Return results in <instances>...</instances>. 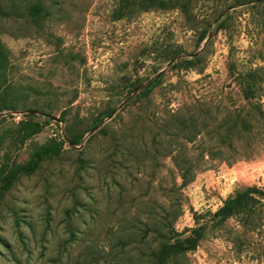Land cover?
<instances>
[{"label":"rangeland","instance_id":"rangeland-1","mask_svg":"<svg viewBox=\"0 0 264 264\" xmlns=\"http://www.w3.org/2000/svg\"><path fill=\"white\" fill-rule=\"evenodd\" d=\"M163 1L0 0V264H264V2Z\"/></svg>","mask_w":264,"mask_h":264},{"label":"trees","instance_id":"trees-1","mask_svg":"<svg viewBox=\"0 0 264 264\" xmlns=\"http://www.w3.org/2000/svg\"><path fill=\"white\" fill-rule=\"evenodd\" d=\"M163 2H164L163 0H160L159 4L161 5L163 4ZM234 2L235 3H248L247 6L254 7L257 4H262L264 0H234ZM4 50L5 49L3 48L0 42V65L2 64L5 58ZM194 57L196 58L198 56H194ZM191 106L195 107L194 104H192ZM193 110H195V108H193ZM174 112L175 113L169 116V119L170 118L177 119V121L172 120L174 122V129H176L177 131H184L181 135V142L184 144L188 142H192L200 131V124L199 126H197L195 125V122H194L197 120L196 115H194L195 114L194 111L192 112L190 110V112L185 113V115L181 109L176 110ZM20 124H21V128L17 129V134L19 135L20 140L30 136L32 133H35L37 129V124L35 122H23L22 121ZM166 124L163 126L166 127L167 126ZM188 124H190L189 127H188ZM169 125L170 123L168 124V126ZM165 130L169 132L168 129H165ZM69 142L71 144H76L77 140L75 138H71L69 139ZM41 154L42 153H37L33 161H30L25 164L13 163V164H8L7 166L3 164L0 165V195L7 186L9 187L11 185L13 180L19 174L29 173L33 171L36 168L38 161L40 160L39 158L41 157ZM2 166H5V167L2 168ZM253 192H257L260 195H264L262 191L255 189V188H247L243 191L236 192L233 196H231V198H229L228 200L224 202L223 206L218 210L219 213L226 216V215H232V214H239V213L243 214V213L253 212L254 211L253 203L256 201L254 198L250 196L251 193Z\"/></svg>","mask_w":264,"mask_h":264},{"label":"water","instance_id":"water-1","mask_svg":"<svg viewBox=\"0 0 264 264\" xmlns=\"http://www.w3.org/2000/svg\"><path fill=\"white\" fill-rule=\"evenodd\" d=\"M232 8V7H231ZM226 10H228V9H226ZM224 14V11L223 12H221L217 17H216V19L213 21V22H216L218 19H220L221 17H222V15ZM210 35H211V32L209 31L208 32V34H207V37L205 38V40H204V42H203V44L201 45V47L199 48V50L198 51H196V52H194V53H192V54H190L189 56H196V55H198L199 54V52L200 51H202L203 50V48H204V46L206 45V43H207V41L209 40V38H210ZM186 55L185 54H178V55H175L169 62H168V64H167V66H169L171 63H173L175 60H177V59H180V58H182V57H185ZM164 71V69H161V70H159L158 72H156L152 77H149L145 82H143V83H141L140 85H138L134 90H133V92L130 94V95H128L121 103H119L118 104V106L109 114V116L107 117V119L108 118H110L114 113H115V111L119 108V107H121L128 99H130L133 95H135L140 89H142V88H144L148 83H150L154 78H156L157 76H159L162 72ZM30 113H36V111H34V110H30L29 111ZM5 113L4 112H2V113H0V116H3ZM45 115H47V116H51V115H49V114H45ZM53 119L54 120H56V121H59L60 119H58L57 117H53ZM105 120H103V121H101L100 122V124L99 125H97V126H95L92 130H90V132L89 133H91L94 129H96L98 126H100L103 122H104ZM69 144H71L70 142H68ZM78 148L79 147H81V144L79 145V146H77Z\"/></svg>","mask_w":264,"mask_h":264}]
</instances>
